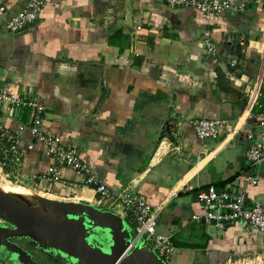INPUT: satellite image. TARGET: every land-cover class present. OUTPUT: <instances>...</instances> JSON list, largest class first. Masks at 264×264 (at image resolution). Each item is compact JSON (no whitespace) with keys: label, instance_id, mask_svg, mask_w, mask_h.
<instances>
[{"label":"crops","instance_id":"0c3cea01","mask_svg":"<svg viewBox=\"0 0 264 264\" xmlns=\"http://www.w3.org/2000/svg\"><path fill=\"white\" fill-rule=\"evenodd\" d=\"M27 1L0 0V87L39 101L43 132L73 148L111 194L66 166L49 180L54 159L30 134V109L9 118L2 103L0 125L17 136L21 158L0 159V176L24 196L85 201L132 228L114 193L144 197L161 208L156 228L173 243L170 264H264V232L206 220L196 197L209 184L234 187L264 208V162L245 156L247 130H264V0H229L244 6L209 18L164 0H46L35 21L10 29ZM115 31L127 37L122 49L108 41ZM197 118L229 125L199 139Z\"/></svg>","mask_w":264,"mask_h":264},{"label":"built area","instance_id":"2783aa9c","mask_svg":"<svg viewBox=\"0 0 264 264\" xmlns=\"http://www.w3.org/2000/svg\"><path fill=\"white\" fill-rule=\"evenodd\" d=\"M171 6H191L196 8L204 18L218 15L226 9L241 10L243 3L236 4L229 0H164ZM258 1V0H257ZM46 0H28L26 6L8 21V27L18 30L32 23L38 18L39 12ZM5 6L0 3V13ZM207 54L216 52L215 44L205 38ZM1 78V75H0ZM0 103L6 105V116L12 118L15 112L24 108L30 109L28 129L32 138L42 143L47 153L54 159L49 166L47 177L51 181L60 179L59 168L66 166L85 175L84 184L91 186L95 193L101 197L111 194L109 188L97 178L91 171L90 166L85 163L76 151L70 146L64 145L59 136L43 132L41 124L45 107L36 99L11 91L8 84L0 87ZM259 108L262 104H256ZM195 135L199 139L217 138L222 127L229 125L225 118L205 119L197 118L191 123ZM264 127V120L259 122ZM23 126V125H22ZM21 126V127H22ZM247 148L245 156L250 165H260L264 162V130L246 132ZM7 141V142H5ZM18 138L0 125V159L19 163L20 152L16 148ZM31 149L32 145H28ZM249 183H256L253 177H247ZM116 202L122 208V212L131 217L133 221V238H143L154 252L167 262L173 254L174 246L169 235L157 231V222L161 208L150 205L140 195L131 193L128 189L114 193ZM196 197L203 208V216L206 220L224 227L228 223L243 222L246 226L257 231L264 232V208L257 201L249 202L245 193L234 187L217 188L209 184L196 192ZM254 263V262H253ZM223 264H252L243 261L228 259Z\"/></svg>","mask_w":264,"mask_h":264},{"label":"water","instance_id":"95a60500","mask_svg":"<svg viewBox=\"0 0 264 264\" xmlns=\"http://www.w3.org/2000/svg\"><path fill=\"white\" fill-rule=\"evenodd\" d=\"M35 199L31 204L0 189V264H42L21 239L45 253L46 264H168L143 238L134 240L133 228L113 211L85 201Z\"/></svg>","mask_w":264,"mask_h":264},{"label":"flooded vegetation","instance_id":"af4514ba","mask_svg":"<svg viewBox=\"0 0 264 264\" xmlns=\"http://www.w3.org/2000/svg\"><path fill=\"white\" fill-rule=\"evenodd\" d=\"M19 243L25 248L28 249L33 255L34 258L41 262L42 264H46L47 263V255L37 249H35L32 244L28 243L25 239H21L19 240Z\"/></svg>","mask_w":264,"mask_h":264},{"label":"trees","instance_id":"16d2710c","mask_svg":"<svg viewBox=\"0 0 264 264\" xmlns=\"http://www.w3.org/2000/svg\"><path fill=\"white\" fill-rule=\"evenodd\" d=\"M126 36L125 35H122L121 34V32L120 31H115V32H112L111 34H110V36H109V43H111V44H114V43H119V45H120V47H121V49H122V44H123V42H122V40H126ZM121 41V42H120ZM125 44V43H124ZM123 44V45H124Z\"/></svg>","mask_w":264,"mask_h":264},{"label":"rangeland","instance_id":"374dc122","mask_svg":"<svg viewBox=\"0 0 264 264\" xmlns=\"http://www.w3.org/2000/svg\"><path fill=\"white\" fill-rule=\"evenodd\" d=\"M7 184L10 188L14 189L12 191H17V192H22V190L20 188H18L16 185H13L7 181H5L1 176H0V185H4V184ZM27 197V200L29 201V203L33 204V203H36V199L35 197L33 196H26ZM167 263L170 264V260L168 259L167 260Z\"/></svg>","mask_w":264,"mask_h":264},{"label":"bare ground","instance_id":"6f19581e","mask_svg":"<svg viewBox=\"0 0 264 264\" xmlns=\"http://www.w3.org/2000/svg\"><path fill=\"white\" fill-rule=\"evenodd\" d=\"M0 189L3 190V191H11V192L21 193V194H25V195H29L30 194V192L27 189L23 188V187L21 189L22 192L12 191L14 189L10 188L6 183L4 185H0Z\"/></svg>","mask_w":264,"mask_h":264}]
</instances>
